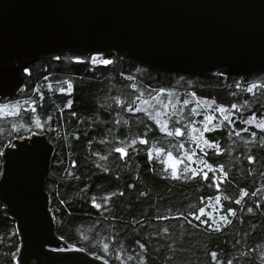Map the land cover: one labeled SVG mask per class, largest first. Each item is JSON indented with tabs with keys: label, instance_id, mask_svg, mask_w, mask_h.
<instances>
[{
	"label": "trees",
	"instance_id": "trees-1",
	"mask_svg": "<svg viewBox=\"0 0 264 264\" xmlns=\"http://www.w3.org/2000/svg\"><path fill=\"white\" fill-rule=\"evenodd\" d=\"M77 55L86 61L92 56L64 53L60 55L64 58L60 62L53 58L38 60L29 66L31 76H26L24 91L12 97L0 95V104L19 101L22 108H29L35 101L38 107L36 115L45 121L48 116L53 118V131L41 133H46L56 147L46 190L51 197L57 234H63L72 245L86 247L110 264H139V257L144 254L135 243L138 239L148 245V264H211L208 253L213 250L219 252L221 260L232 259L234 264H264L261 261V256H264V207H256L257 203L264 205V148L259 146L264 142L260 139L264 132L242 123L253 112L258 119L264 118V95L257 90V95L252 96L236 88L237 82H240L241 89H246L253 82L260 83L264 73L241 76L169 73L117 54L102 55L114 61L108 66L75 64L67 59ZM45 76L50 79L45 81ZM128 76L133 79L128 80ZM69 78L74 83V91L71 95L61 94L59 82ZM48 83L55 91L48 90ZM35 88L44 93L43 101L39 93L33 91ZM161 89L167 91L174 103H179L178 109L184 107L185 99L196 107L199 100L201 103L197 110L200 115L193 117L198 122L204 115L213 114L218 117L215 123H220L219 113H212L205 102L211 104L216 101L217 105L249 102L248 107L235 117L237 128L248 127V133L242 132L240 137L234 133L229 135L231 129L225 126L223 132L206 134L219 141L224 151L222 156L210 151L209 162L224 164L231 178L222 186L220 193L199 179L174 180L170 172H163L164 165L159 160L149 162L147 152L150 148L169 147L168 143L178 139L165 137L144 112L129 113L127 107L132 102L140 106L143 100L152 101ZM140 93L143 96L137 101ZM117 98L123 102V107L115 103ZM68 100L73 102L70 109L64 108ZM61 109H64L62 118ZM72 112L77 115L73 117ZM32 115L30 111H22L18 118H0V144L7 143L9 138L15 140L17 135L20 138L28 136L24 130L12 133L11 125L27 124ZM177 118H180L179 114ZM146 131L149 145L138 144V151L132 150L130 159L122 161L111 151L117 140L130 141ZM253 131L257 133L256 143H246L252 139L250 133ZM183 139L187 141V137ZM186 147L192 145L186 144ZM249 155L256 157L254 164L248 163ZM101 156L108 159L101 160ZM73 161L77 165L75 168L72 167ZM3 162L0 159V171H3ZM105 167L109 171L104 172ZM69 172L74 174L69 175ZM130 184L136 187L129 188ZM241 187L249 192L259 191L239 206L224 201L225 208L237 209V218L223 232L208 231L203 225L190 227L178 219H156L164 215L175 217L179 212L187 213L198 208L201 196L229 195L234 201ZM120 192L125 194L120 196ZM141 192L147 195L141 196ZM93 197L97 202H102L104 197L111 199L106 202V209L98 211L92 206ZM211 203L214 206L215 200ZM247 207H252L253 213H248ZM209 211L215 214L218 223L223 224L215 207ZM240 217H243V223ZM136 221L143 224H136ZM17 228L15 219L7 213L6 205L0 200V264H15L10 253L15 251L14 245L19 240L11 233ZM164 228L169 229L168 234L163 233ZM105 242L109 244L107 252L103 249ZM129 256L133 257L130 261L127 259Z\"/></svg>",
	"mask_w": 264,
	"mask_h": 264
},
{
	"label": "water",
	"instance_id": "water-1",
	"mask_svg": "<svg viewBox=\"0 0 264 264\" xmlns=\"http://www.w3.org/2000/svg\"><path fill=\"white\" fill-rule=\"evenodd\" d=\"M64 53L117 54L169 73H264V0H0V95L25 88L20 65ZM28 136L16 142L37 140L44 151L4 160L0 178V200L25 236L24 264H104L91 252H50L55 244L36 259L59 237L46 190L56 147L46 133Z\"/></svg>",
	"mask_w": 264,
	"mask_h": 264
},
{
	"label": "snow or ice",
	"instance_id": "snow-or-ice-1",
	"mask_svg": "<svg viewBox=\"0 0 264 264\" xmlns=\"http://www.w3.org/2000/svg\"><path fill=\"white\" fill-rule=\"evenodd\" d=\"M64 59L63 57L57 55L53 57V60L60 62ZM69 61L75 64H85L90 63L93 66L104 65L108 66L114 63L112 59L104 58L100 54L90 56L89 60H84L81 56H72L67 58ZM16 72H23L26 76H31V69L26 65H20L19 68L15 70ZM50 79L49 76H45L44 80L48 81ZM128 80H132L133 77L128 76ZM260 83H250L246 89H241L240 82H237L236 88L238 90L246 91L248 94L252 96L257 95V90L259 93L264 95V76L260 77ZM0 81H4V74L0 72ZM62 86L59 87V92L64 95H71L74 91V83L71 78L64 79L59 82ZM48 90L55 91L53 85L48 83ZM135 85L133 88L135 89ZM3 87H0L2 89ZM24 91V89H21ZM33 91L38 92L40 95V100H44V93L39 89L35 88ZM161 93L164 91L163 89L159 90ZM235 95V94H233ZM143 93H140L136 100L140 101ZM27 103V101H25ZM72 101L68 100L64 105V108L70 109L72 107ZM116 104L123 107V102L117 98L115 101ZM189 100H183V105L187 107L189 105ZM197 107H193L190 110L188 115H185L182 109H178L175 105H172L171 102L168 104H163L160 107L159 111H156L153 107L152 110H149L146 105L150 104L149 100H143L140 106H136L135 102H132L127 107V111L129 113H139L144 112L149 120H152L156 129L162 133L165 137L178 139V144H172L171 148L158 146L152 147L148 150L147 156L149 162L151 163L154 160H159L163 167L164 173L171 174V178L174 180H184V181H195L197 179L207 183L208 187L215 188L216 193H220L222 191V186L226 185L230 182V174L228 169L224 164H215L214 162H209V152H213L216 156L224 155V151L222 150V146L219 141L210 138L209 133L213 132H223L225 126L229 127L231 131L228 133L229 135L235 134L236 137H240L241 133H248L249 128H237V121L235 119L237 113H242L243 109L248 107L249 102L245 101L243 105H238L237 103H231L229 105L219 104L217 105L216 101H212L211 104H207L206 106L211 110L212 113H219L220 123L216 124L217 116L213 114H206L203 116L201 121L195 120L193 117L200 115L198 112V107L200 105V101L197 102ZM30 111L33 115L30 121L25 123H13L11 125L12 133H19L21 130L27 131L29 136L25 139H31L32 137L38 136L41 132L53 131L51 127L52 116H48L47 120H42L39 115H36L38 111V107L35 101L32 102L29 108H22L19 101L15 104H0V118H18L21 116V113ZM64 109L60 110V117H63ZM179 114L180 118H177ZM71 115L75 117L77 115L76 112H72ZM117 124L121 123L120 121H116ZM244 125L254 126L260 132H264V118L258 119L255 112H253L247 119L242 121ZM47 125V126H46ZM251 140L246 141V143H256L257 133L255 131L250 133ZM147 131L143 133L141 136L132 138L130 141L128 140H117L115 146L111 149L112 152L118 154V157L122 161H126L130 159L132 150H137L136 146L139 145H149V139ZM187 137V141L183 138ZM20 139V136H16V140L11 138L8 139L7 143L0 144V148L6 149L0 150V159L5 161L15 160L16 158L26 159L29 156L40 153L44 151V146L41 142L37 140H33L31 146L25 143H17L16 141ZM79 139V136L76 137ZM261 141H264V137L260 138ZM186 144H191L192 147H186ZM261 148H264V142L259 145ZM175 151H174V150ZM166 157V160L164 159ZM101 160H107V156H101ZM247 161L249 164H254L256 162V157L254 155H249L247 157ZM76 162H72V167L75 168ZM99 167V165H97ZM104 172L109 171L108 168L103 169ZM153 171H155L153 169ZM7 169L5 171H0V177L6 179ZM69 175H73L74 173L69 172ZM129 188H135V184L128 185ZM259 191V190H257ZM257 191L249 192V190L245 187H241L239 191L238 197L233 201L229 195H221L217 194L213 196H201L199 198L200 205L198 208H194L187 213L179 212L175 217L169 216H157V220H169V219H178L186 222L190 227L199 228L203 225L206 230L214 231V232H223L227 227L232 225L237 218V209L235 207H227L225 208L224 201H229L234 203L235 205H242L246 198L249 196H256ZM120 196H123L125 193H118ZM116 195V193H113ZM141 196H146V192H141ZM111 197H104L102 202H97L96 198L93 197L91 200L92 206L98 211L107 208V201L110 200ZM215 200V205H212V200ZM215 207L220 213V219L223 221V224L218 223L215 214L209 211V208ZM256 207H264V205H260L257 203ZM248 213H253L252 207H247ZM241 223H243V217H240ZM136 224H143L142 221H136ZM164 234L169 233L168 228L163 229ZM11 236L17 237L19 242L14 245L15 251L11 252V260L15 262V264H24L22 257V248L24 246L25 236L21 234V230L17 228V230L11 233ZM85 240L88 239L87 236L84 237ZM138 245V248L141 253L144 255L139 257V264H148L149 257L147 256L148 245L146 242H141L139 239L135 241ZM44 244H55V247H51L49 249L50 252L58 253V254H66V253H83L85 255L89 254V250L83 246H75L70 244L61 234L59 237H53L51 239L44 240L41 245V251L38 252L36 259L39 260V256L41 254L47 255L46 252H43ZM103 249L105 252L109 250V244L105 242L103 244ZM121 250V254H122ZM254 251V249H252ZM210 257L211 264H234L232 259L221 260L220 254L218 251H210L208 253ZM119 258V257H117ZM66 261H72L74 257L65 256L63 257ZM129 261L133 259L132 256L127 258ZM168 259H172L169 257ZM261 261H264V256H261ZM43 264V262H41ZM84 264H88L87 261ZM104 264H108V261L105 260Z\"/></svg>",
	"mask_w": 264,
	"mask_h": 264
},
{
	"label": "rangeland",
	"instance_id": "rangeland-1",
	"mask_svg": "<svg viewBox=\"0 0 264 264\" xmlns=\"http://www.w3.org/2000/svg\"><path fill=\"white\" fill-rule=\"evenodd\" d=\"M93 55H96V54H93ZM169 102H171V104L172 105H175L176 107H178V105H179V103H174L172 97L167 93V91H163L162 93L159 91L155 95V97L152 99V101H150V104L147 105L146 107H148L149 110H152V108L154 107L156 111H159L161 105L168 104ZM193 107H196L195 104H189L187 107H185V106L182 107V110L184 112H186V113H190V110ZM178 143H179V140H177V141H171L170 143H168V146L171 147L172 144H178Z\"/></svg>",
	"mask_w": 264,
	"mask_h": 264
}]
</instances>
